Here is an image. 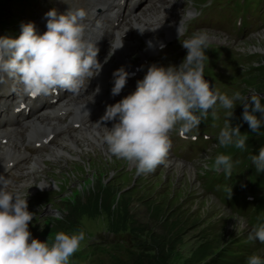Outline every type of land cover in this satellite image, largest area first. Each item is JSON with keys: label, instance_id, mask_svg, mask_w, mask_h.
Instances as JSON below:
<instances>
[{"label": "clouds", "instance_id": "obj_1", "mask_svg": "<svg viewBox=\"0 0 264 264\" xmlns=\"http://www.w3.org/2000/svg\"><path fill=\"white\" fill-rule=\"evenodd\" d=\"M87 16L83 7H69L63 13L53 8L46 13L47 31L43 34L37 33L34 23H26L18 38L0 36V77L7 74L18 78L25 91L33 96L56 89L79 93L85 82L98 76L103 68L96 42L86 39ZM177 31L180 37L181 25ZM123 37L118 45L111 43L109 57L124 46ZM181 43L187 55L179 66L151 65L138 81L136 90L109 105L102 117V121H115L103 137L109 152L134 164L137 174L152 172L165 162L172 143L170 134L177 125L181 135L188 133L200 125L202 118H207L209 110L215 117L218 103L229 110L217 138L220 146L243 149L249 139L247 134H242L240 125L233 127L230 122L237 101L243 104V120L252 132L261 128L262 120L257 113L264 116V104L255 92L247 97L239 91L229 96L211 87L205 79L208 32L197 31ZM113 76L115 96L125 87L129 72L122 66ZM99 91L97 87L95 94ZM251 160L258 172H264V147ZM233 166L231 156L226 154H217L211 165L213 170L223 171L227 176H231ZM7 184L0 177V264H68L85 241L84 231H60L54 240L50 236L47 241L31 239L29 224L34 215L28 210V194L6 190ZM37 186L41 190L46 187ZM249 239L264 244V223L253 227ZM247 264H264V257L253 253Z\"/></svg>", "mask_w": 264, "mask_h": 264}, {"label": "rangeland", "instance_id": "obj_2", "mask_svg": "<svg viewBox=\"0 0 264 264\" xmlns=\"http://www.w3.org/2000/svg\"><path fill=\"white\" fill-rule=\"evenodd\" d=\"M82 1L88 2L90 0ZM201 1L196 0L195 5L200 6ZM208 10L213 12L221 26L240 39H245L246 35L257 31L261 24H264V0H212ZM236 20L240 21V26L235 24ZM130 26L137 27L135 23ZM238 51L240 56L238 57L237 66L241 72L239 80L241 85L232 86L234 92H242L247 97L252 92H256L255 90L259 86L258 80L264 79V75L260 74V72L264 74V67L261 68L264 65V29L260 30L259 34L241 42L238 45ZM155 57L170 60L173 58V54L169 48H166L161 50ZM262 94H264V90L260 92V95ZM93 102L94 100L91 99V103ZM242 105L239 106L241 108L236 109L234 117L231 118L230 122L233 127L240 124L243 119L244 107ZM242 122L240 127L245 125ZM261 127L264 128V116H262ZM240 130L241 132L244 131L243 129ZM242 134L252 137V133L248 130ZM82 136L93 146L90 150H84V159L81 157L84 154L83 151L74 150L73 153L77 157L80 156V158L61 156L65 158L63 159L58 155L56 158L59 159H54L55 165L52 168L44 173L42 171L37 173L40 177L48 179L47 185L49 188L57 189L56 196L51 199L52 202L49 205L59 208V215L64 217L71 228H73L72 225L76 227L72 230L66 228L60 231L73 233L82 230L85 233V241L82 242L80 249L69 258L68 264H86L88 259L92 262L98 256H107L102 257L104 258V264H111L113 254H117L116 248L118 247L116 244L120 240V235L109 233L108 230L115 231V221L119 220L112 221L109 219L107 206L115 202L113 206L121 208L123 201H120L121 199L118 201L119 194L111 195L110 190L106 187L101 192L94 189L106 183L112 189L117 187L133 189V186L135 189H140V194L133 196V212H130V217L135 220L137 229L144 235L146 233L142 230V225L145 226L146 224L148 231L151 228L157 231L160 228L159 224H161L160 221L155 220L151 210H144V196L161 198L159 203L167 201L172 207L176 206L180 214L183 213L191 219L193 225L184 234L182 242L176 249L177 254L170 257L168 262L165 261V264H184V259L188 257L192 249L203 238L214 245L219 255L225 253V264H247L249 256L253 253L264 257V246L258 245L251 251L252 244L245 241L252 232L249 228L248 216L230 210L227 205L225 207L220 205L222 203L221 196L214 198L210 194L202 192V183L207 179H211V175H218L211 167L215 157L201 162L200 165L194 164L195 173L192 172V168L190 170L188 165L185 166L181 162H177L180 167L176 163L173 165L174 168L163 170L156 178L153 176L147 178L144 177L147 174H137L134 164L117 158L109 150H107V153H109L107 158L104 155L106 151L99 150L93 139L87 135ZM72 138H75L78 142L82 139L75 136H72ZM203 144L201 143L196 150L201 148ZM181 145L185 147L187 145L189 151L195 148L188 142L181 143ZM233 148L234 145H219L217 152L227 154ZM35 185L42 186L37 181ZM90 191L91 194L93 192L95 194L88 196ZM70 196H78L83 208L79 207L74 212L66 208L64 201L68 200ZM126 198L127 196L124 200ZM49 215L50 213L46 214L42 221ZM239 221L242 223H239ZM58 225L59 222L54 220L53 226L57 227ZM31 231L35 235L45 236L46 241L49 236L53 239L55 234L60 232L47 225L34 229L31 227ZM121 241L122 245L126 244L123 240ZM108 250H110L112 256L108 253ZM112 264H121V262L115 257Z\"/></svg>", "mask_w": 264, "mask_h": 264}, {"label": "trees", "instance_id": "obj_3", "mask_svg": "<svg viewBox=\"0 0 264 264\" xmlns=\"http://www.w3.org/2000/svg\"><path fill=\"white\" fill-rule=\"evenodd\" d=\"M263 67L264 65H262L261 68ZM260 74L264 75L261 72ZM258 84L259 86L256 88L255 93L261 98V103L264 104V94L260 95V92L264 90V79L261 81L258 80ZM257 116L262 120V115L260 113H257ZM241 122L245 125L240 127V129L244 131L248 130L252 133V148L259 152L260 148L264 147V128L261 127L258 132H252L248 123L243 119L238 125H241ZM244 131H242V133ZM105 187L110 190L111 195L119 194L118 201L120 199V201H123L121 208L118 206L114 207L113 204L115 202L107 206L109 219L112 221L119 220L115 221V232L123 231L131 235V245H125L123 247L124 251L120 253V257L116 255V257L121 259V264H165V261L168 262L170 257L177 254L176 249L182 242L184 234L189 230V227L193 225L188 216L183 213L180 214L178 208L176 206L172 207L167 201L159 203L161 198H148V196H144V210H151L155 220L161 222V224H159L160 228L157 231L153 228L148 231V229H146V224L145 226L142 225V230L146 233L144 235L137 229L138 227L136 226L135 220L130 217V212H133V196L140 194V189H135L134 186L132 187L133 189H127L125 187L112 189L107 183L94 189H96L97 192H101ZM93 194H95V192L91 194L90 191L88 196ZM126 196L127 198L124 200ZM81 203L78 196H70L68 200L64 201L65 207L73 212L79 207L83 208ZM96 211L98 212V210ZM220 255L217 253V250H215L214 245L206 238H203L192 249L188 257L184 259V264H225V253H221Z\"/></svg>", "mask_w": 264, "mask_h": 264}, {"label": "bare ground", "instance_id": "obj_4", "mask_svg": "<svg viewBox=\"0 0 264 264\" xmlns=\"http://www.w3.org/2000/svg\"><path fill=\"white\" fill-rule=\"evenodd\" d=\"M144 3L142 1H140L136 6H133V7H128L126 9L127 11V14L128 16L130 17L131 16V13L133 14L132 16V20H133V23H142L144 25H147L148 24L146 23V20L149 19L147 18V16H145L143 14V7H141ZM166 12V11H165ZM122 12H116L114 14V16H112V23L111 25H115V22L118 17L120 16L121 18V24H118L119 28H118V31H121L125 26H122V23L125 21L127 22V20L129 18H125L124 15H121ZM164 16H168V13H165ZM113 17H115V19L113 20ZM160 15H156L154 17V19H152L150 22H151V25L155 22L157 23V25L161 22H163L164 20H160ZM135 24V25H136ZM136 27V26H135ZM259 34L256 33L255 35ZM241 43V42H240ZM239 43V44H240ZM238 44V45H239ZM3 96L5 98V100H9V94L7 92L3 93ZM19 104H16V106H18ZM46 114H43L42 117H45ZM13 118H15L19 124L15 127H11V128H8L7 130L10 132L12 130H16L19 128V127H23L24 124L28 123L30 126H29V131L30 133H32L33 135L35 136H40V132L38 131H34L36 128L35 126L33 125L32 121L27 119V116H26V113L24 110H17V109H14L13 110V115H10V114H7L4 112V108L2 107V105L0 104V125H3V124H7L9 122H11L13 120ZM35 121L41 123V124H45L47 125V129L44 131V132H49L50 131V124H47L46 121H42L41 118H38L36 119ZM61 121H59L57 118H52V123L56 124L57 125V128L60 127L59 123ZM108 128L110 127H107L105 125H94L93 128H89V132L86 133L87 136H89L91 139L94 140V143L95 145L98 147L99 150H102V151H106L104 152V155L109 156V153H107V150H108V145L104 144V134H105V131L108 130ZM66 141H69L70 144L67 146V147H62V146H57L55 147V150H54V155H60L65 157V158H68L69 156H72V157H77L73 151L74 150H78V151H83L84 154L81 155L82 159L85 158V152L84 150H90L93 146H91L89 144V142L87 141V139L84 137L80 140V142H78L75 138H72L70 137L69 135L67 136ZM14 144V145H13ZM13 144H8L7 146L10 147V148H13L14 146L17 148L18 150V156L15 157V160H17L16 163H19L18 159L19 158H23L25 160L24 163H28L27 164V168H34L35 167V162H36V158H33V160L30 162L29 161V158L30 155L26 152V147H25V144H27L26 142H24L20 137H16L14 138L13 140ZM93 145V144H92ZM94 150V149H93ZM61 157V158H63ZM63 158V159H65ZM77 158H80V156H78ZM56 159H59V158H56ZM80 160V159H79ZM78 161V160H77ZM177 166L180 167V164L177 163ZM176 167V166H175ZM182 168V167H181ZM191 170V168H190ZM36 181L37 182H40V184H42L43 186H48V179L43 177L42 176L40 177L39 175L36 176Z\"/></svg>", "mask_w": 264, "mask_h": 264}]
</instances>
